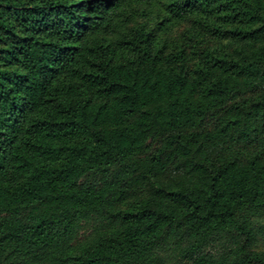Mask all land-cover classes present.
I'll list each match as a JSON object with an SVG mask.
<instances>
[{
	"label": "trees",
	"instance_id": "trees-1",
	"mask_svg": "<svg viewBox=\"0 0 264 264\" xmlns=\"http://www.w3.org/2000/svg\"><path fill=\"white\" fill-rule=\"evenodd\" d=\"M0 264H264V0H0Z\"/></svg>",
	"mask_w": 264,
	"mask_h": 264
}]
</instances>
